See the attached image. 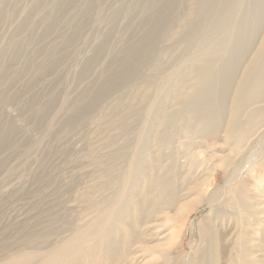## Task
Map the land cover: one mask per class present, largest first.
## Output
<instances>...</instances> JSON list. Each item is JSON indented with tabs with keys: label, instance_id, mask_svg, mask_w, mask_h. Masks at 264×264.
<instances>
[{
	"label": "rangeland",
	"instance_id": "374dc122",
	"mask_svg": "<svg viewBox=\"0 0 264 264\" xmlns=\"http://www.w3.org/2000/svg\"><path fill=\"white\" fill-rule=\"evenodd\" d=\"M263 26L264 0H0V258L20 247L30 230H40L54 211H60L62 224L74 220L79 209L88 211L116 194L127 163L124 155L138 140H150L157 132L198 142L215 129L223 137L230 103L251 56L247 48L258 43ZM238 48L243 52L237 58L232 54ZM154 59L162 61L157 71H152ZM195 64L212 68L215 83L197 85L190 71ZM232 64L229 75L220 74ZM169 74L167 84L194 85L199 94L180 106L160 98L151 108L150 86ZM193 107L205 118L188 121L190 114L183 111ZM161 108L175 113L166 127H158ZM259 118L236 157L238 162L248 151L238 178L253 161L264 160V113ZM195 151L189 158L200 168V160L217 164L227 153L220 145L206 153ZM150 156L155 165V155ZM261 195L257 209H264V191ZM220 205H201L189 216L170 253L175 264H186L194 259V248L206 247L199 226L210 217L225 233L221 245L231 249L236 218ZM259 215L261 225L251 220L263 237L264 213ZM168 231L169 225L159 238ZM257 235L251 241L255 246L261 241ZM255 246L252 256H259L263 252ZM145 260H150L148 254ZM152 262L162 264V259Z\"/></svg>",
	"mask_w": 264,
	"mask_h": 264
},
{
	"label": "bare ground",
	"instance_id": "6f19581e",
	"mask_svg": "<svg viewBox=\"0 0 264 264\" xmlns=\"http://www.w3.org/2000/svg\"><path fill=\"white\" fill-rule=\"evenodd\" d=\"M257 40L255 46L247 48L251 56L241 71L228 119L223 126V137H217L219 130L215 129V134H207L202 138L204 141L198 142L188 140L189 137H159L157 132L150 140H138L132 151L124 155L127 163L118 178L120 189L116 194L88 207V211L79 209L74 220H64L62 224H58L60 211H54L40 230L31 233L27 229L30 234L21 239L20 247H11L10 254L8 252L0 258V264H155L152 262L155 257H160L162 264H175L170 253L183 236L189 216L201 205L218 203L230 208L236 218L237 232L233 246L228 250L227 246L221 245L225 233L218 228L217 218L210 217L199 226V239L200 242L205 241L206 247L203 251L201 246L194 248L195 257L186 264H264V236L260 235L261 230L257 232V227L253 228L252 223L254 220L256 225H261L263 216L259 214L264 213L263 208H256L262 204L257 199L263 196L261 193L264 191L261 186L264 182V160L253 161L241 178H238L243 170L240 162L248 151L236 161L250 138V130L254 128L252 123L264 113V26ZM241 52L242 49L238 48L232 55L238 58ZM161 66L162 61L154 59L152 71ZM232 66L226 65L220 74L228 72L229 75L236 65ZM190 71L197 85L215 83L214 70L209 66L195 64ZM166 78L171 80L172 74L159 76V85L150 86L154 90L153 94L150 93L151 108L161 103L160 98H171L180 106L199 94L194 85L167 84L169 80ZM141 97L145 100L146 95ZM184 112L190 114V122L205 118V113L198 107ZM242 115L246 116L244 121ZM174 117V112L162 109L157 118L158 127L168 126ZM213 145H220L222 151H227L220 155L217 164L209 163V159L200 160V168L197 166L199 162L190 160L192 150L194 156L195 150L206 153ZM186 148L191 150L190 155L184 152ZM121 149L123 153L127 150ZM151 154L156 157L155 165L151 162ZM169 158V165H162ZM175 159L179 170L174 173L172 166L176 163ZM253 172H256L254 176L251 175ZM237 178L238 183L233 185ZM177 179L180 180L178 184ZM189 182L193 186L188 187ZM251 191L256 197H252ZM252 199L258 202L253 205ZM255 209L259 211L256 216ZM167 225L169 231L159 238V231ZM255 235L261 238L256 245L257 250L263 252L259 256H252L256 251L251 243ZM162 238V242L152 244ZM147 254L150 260H145Z\"/></svg>",
	"mask_w": 264,
	"mask_h": 264
}]
</instances>
